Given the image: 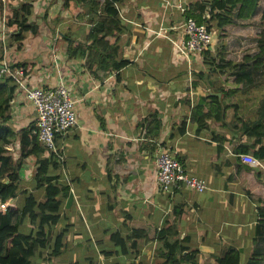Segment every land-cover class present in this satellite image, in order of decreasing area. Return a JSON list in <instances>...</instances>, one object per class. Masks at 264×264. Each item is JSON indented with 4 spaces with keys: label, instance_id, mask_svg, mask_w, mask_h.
<instances>
[{
    "label": "crops",
    "instance_id": "0c3cea01",
    "mask_svg": "<svg viewBox=\"0 0 264 264\" xmlns=\"http://www.w3.org/2000/svg\"><path fill=\"white\" fill-rule=\"evenodd\" d=\"M206 1L114 4L122 22L119 59L127 62L117 71H92L84 54L69 56V41L85 43L91 29L87 17L80 20L86 8L77 6L71 14L64 0L7 1L6 17L13 7L11 21L26 20L28 27L19 41L7 31V64L27 65L28 86L63 84L76 100V125L57 138L64 168L49 170L64 187L60 220L46 230L48 245L35 247L32 264H173L167 262L169 254L179 264H218L229 252L245 264L264 249V159L252 167L240 158H255L264 140L248 154L241 152L259 139L243 125L259 123L246 124L239 117L238 96L247 88L233 82L234 74L219 71L223 63L235 61L210 54L207 64L202 53L185 61L171 42L187 18L179 7ZM2 11L0 1V18ZM213 39L212 32L207 50ZM10 84L15 89L4 125L15 135L6 148L15 161L20 132L35 125V112ZM160 149L173 152L206 189L162 193L155 168ZM37 165L32 157L24 160L18 192L35 193L42 201L44 193L35 190L33 179ZM20 196L9 201L10 207L21 202ZM22 228L30 232L29 226ZM58 236L62 248L54 256Z\"/></svg>",
    "mask_w": 264,
    "mask_h": 264
},
{
    "label": "trees",
    "instance_id": "16d2710c",
    "mask_svg": "<svg viewBox=\"0 0 264 264\" xmlns=\"http://www.w3.org/2000/svg\"><path fill=\"white\" fill-rule=\"evenodd\" d=\"M122 0H64L63 8L71 14L77 12V6L86 8L80 20H85L90 25L89 34L85 43L69 41L68 53L73 56L76 52L84 54L88 68L92 71L100 70H120L127 65L125 60L119 59V37L121 34L122 22L119 19L118 11L114 4L121 3ZM259 0H207L206 4L197 3L188 6L185 12L187 18H193L198 24L203 22L202 16L209 13L210 24L208 30H221L232 23L233 19L246 21L253 17L256 12ZM25 7H22V9ZM14 9H9L6 17V27L9 35L16 41L22 39L23 31L28 27L26 20L12 22ZM14 18V17H13ZM28 31V30H26ZM2 44L0 43V62L3 56ZM72 51V52H71ZM204 61L207 64L210 52L203 53ZM249 58L243 62L248 64ZM214 64V62L212 63ZM252 69L248 70L245 64L236 65L223 63L221 70L233 71V82L242 89L249 88L258 76L257 70L264 66V33L259 38V52L255 55ZM15 68L24 74L27 72V65L16 64ZM9 79L0 78V204L14 199L20 189V178L18 172L24 160L29 157L38 164L34 173V184L36 191L44 193V199L39 201L35 193L28 191L21 192V202L15 207H8L4 213H0V264H32L31 258L34 256L36 246L41 248L48 245L46 240V230L50 226L58 224L60 194L64 187L57 183V177L49 174L50 168L58 166L45 149L39 144L37 139L31 136V131L35 125L20 132V153L19 159L13 160L6 149L12 142L15 135L4 123L7 121V112L15 89ZM208 112V116L211 114ZM245 132L250 136L255 135L258 141H254L253 147L244 146L242 153L248 154L260 140H264V131L259 123L253 127L243 125ZM256 159H264V146H260L253 154ZM29 226L30 232L23 233L22 226ZM62 248V236L55 238L52 255L56 256ZM173 254L168 255V263L179 264L173 258ZM183 260V259H181ZM181 262V261H180ZM218 264H241L240 256L236 252H229L218 260ZM245 264H264V249L253 253L252 257Z\"/></svg>",
    "mask_w": 264,
    "mask_h": 264
},
{
    "label": "built area",
    "instance_id": "2783aa9c",
    "mask_svg": "<svg viewBox=\"0 0 264 264\" xmlns=\"http://www.w3.org/2000/svg\"><path fill=\"white\" fill-rule=\"evenodd\" d=\"M0 1L3 6V16L0 18V43L3 47L0 78L9 79L32 106L35 112V129L31 131V136L37 139L51 159L63 169L65 158L60 151L57 138L63 139L76 125L74 110L76 100L72 96V91L63 84L50 89L28 86L24 73L7 64L5 9L8 0ZM179 9L183 14L186 12L185 7H179ZM202 19L203 22L198 24L193 18H186L181 25V35L171 41L178 55L185 61H189L192 55H200L212 43V30H208L209 13L205 12ZM240 158L252 167L260 166V162L251 156L242 154ZM155 168L156 181L162 193H172L174 189L180 187L196 192H203L206 189L205 182L189 175L170 150L160 149L155 157ZM9 201L0 204V213H4L10 207Z\"/></svg>",
    "mask_w": 264,
    "mask_h": 264
},
{
    "label": "rangeland",
    "instance_id": "374dc122",
    "mask_svg": "<svg viewBox=\"0 0 264 264\" xmlns=\"http://www.w3.org/2000/svg\"><path fill=\"white\" fill-rule=\"evenodd\" d=\"M263 13L264 0H259L257 14L249 22L244 23L234 18L223 30L213 29L214 39L210 54L228 56L235 61L234 64H245L248 70L252 69V60L246 64L243 59H252L259 52V38L264 33V17H261ZM257 72L254 83L244 94L238 96V100L241 99L238 115L246 124L260 123L264 131V66ZM231 73L233 71L227 69L224 72L227 77H233Z\"/></svg>",
    "mask_w": 264,
    "mask_h": 264
}]
</instances>
